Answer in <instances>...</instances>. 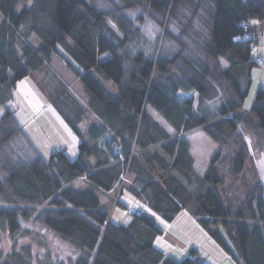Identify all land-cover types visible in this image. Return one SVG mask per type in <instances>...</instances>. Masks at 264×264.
<instances>
[{"label":"trees","instance_id":"trees-1","mask_svg":"<svg viewBox=\"0 0 264 264\" xmlns=\"http://www.w3.org/2000/svg\"><path fill=\"white\" fill-rule=\"evenodd\" d=\"M25 1L31 6L17 11L18 0H0V104L53 54L78 78L87 103L62 86L51 96L79 138L72 156L62 148L48 158H14L8 146L22 126L8 110L0 116V232L10 242L0 264H33L29 245L16 247L21 222L78 251L56 264H204L194 249L177 260L156 244L165 233L159 218L171 222L181 211L235 264H264V188L247 145L264 154L263 83L254 104L242 108L251 70L264 67L249 25L263 20L264 0H104L105 8L88 0ZM147 21L158 29L153 41L140 29ZM170 23L179 26L176 34ZM249 32L250 41L234 39ZM97 74L112 81L114 93ZM86 118L92 122L82 133ZM199 128L216 144L204 166L183 135ZM78 178L87 188L69 185ZM124 189L144 201L127 225L110 219L98 197L123 207L115 196Z\"/></svg>","mask_w":264,"mask_h":264},{"label":"rangeland","instance_id":"rangeland-1","mask_svg":"<svg viewBox=\"0 0 264 264\" xmlns=\"http://www.w3.org/2000/svg\"><path fill=\"white\" fill-rule=\"evenodd\" d=\"M17 11L22 8H29L31 6L30 1L18 0ZM98 8H105L107 4L104 0H88ZM135 12H128L129 19L133 20ZM129 20V23H130ZM127 23V24H129ZM258 23L256 20L252 21L250 25ZM260 23V20H259ZM137 24L136 22L133 23ZM264 23L262 22L261 30L256 37L262 38V30ZM142 33L148 40L153 41L158 33L157 27L150 21L145 22L140 26ZM169 29L173 34L179 31V26L175 23L169 24ZM30 43L36 48L38 47L40 40L32 34ZM169 43L168 40L165 44ZM256 52V50H255ZM254 52V53H255ZM223 67L226 63L220 60ZM252 83L247 92L245 101L243 102V109L251 107L254 103V91L259 83H262L263 71L260 67H255L251 70ZM98 81L105 86L106 89L111 92H115V87L110 80L103 79L97 74ZM61 86L67 89L74 101H77L83 107L86 108L87 96L83 91L82 85L78 78L67 67L66 63L61 60L56 54L45 62V66L42 70L33 71L23 78L19 79L15 83V87L12 92V100L5 104H0V116L6 110L13 113L19 124L22 126V132L16 135V138L8 146V151L14 158L17 159H30L36 154L42 155L44 158H48L51 152L58 149H65L70 156L75 155L76 146L79 138L77 134L71 129L65 118L59 113L56 106L51 101V96L60 90ZM181 97L190 95L189 93H179ZM148 112L167 130L168 124L161 118L156 111L147 105ZM79 129L82 133L85 132L88 125L92 122L88 118L81 121ZM188 140L190 145V153L192 157L203 164L207 163L211 154L216 149V144L199 128L194 129L183 134ZM251 155L253 156L254 166L257 169L258 176L264 188V154L261 152L252 151V145L250 140L247 139ZM124 179L121 180L123 184ZM84 181L80 178L73 181L71 184L74 188H87L84 185ZM123 193V194H122ZM121 195L115 196V201L119 200L121 204L127 205L122 207L116 204H109L106 196L98 193V197L101 201L100 207L108 212L109 218L115 222L121 224L122 219L128 213H133L139 205H144V201L124 189ZM264 197V193L263 196ZM187 213V212H186ZM160 217V216H159ZM160 223L165 227V236L174 245L175 248L194 247L196 249L197 257L201 261H205L208 264H230L228 262L221 261L219 256V249L222 250L219 245L210 237L204 230L202 232L208 236V239L202 234L195 232L191 227L189 221H175L167 222L164 219L159 218ZM194 223L199 227L198 222L193 218ZM21 235L17 238V246L29 245V251L31 253V261L33 264H56L60 261L67 263L70 259H73L78 253L67 243L63 242L53 233L46 228L34 223L21 222ZM189 230V232H187ZM191 243V246H187ZM10 248V242L6 234L0 232V252L5 253ZM175 256L176 254L173 253ZM177 257V256H176ZM180 260V258H178Z\"/></svg>","mask_w":264,"mask_h":264},{"label":"crops","instance_id":"crops-1","mask_svg":"<svg viewBox=\"0 0 264 264\" xmlns=\"http://www.w3.org/2000/svg\"><path fill=\"white\" fill-rule=\"evenodd\" d=\"M257 22L258 23L254 24V25L253 24L251 25V28H252L251 30L253 31V33L258 35L260 33V30H261L260 28H261L262 22H260V23H259V21H257ZM126 206L127 205L123 204V207H126ZM193 218L194 217H192L189 213H186L185 211H181V212H179L178 214L175 215L174 219L171 222L174 223L175 221H189L190 227L195 232H198L199 234H202L204 237H206L208 239V236L202 232L203 229L200 227V225L198 227L194 223ZM129 220H130V216L127 215L125 218L122 219L121 224L122 225H127ZM187 232H189V230ZM156 244H157V246L160 249H162V251H164L166 254L170 255L171 257H173V258H175L177 260H179L178 258L181 259L184 256L188 255V252H189L190 249H194L196 251V249L194 247H188V248H190L188 250H186V248H178L177 247L173 251L174 245H172L171 241L166 238L165 233L162 236L157 238V243ZM191 245L192 244L189 243L187 246H191ZM218 251H219V254H220L219 256H221V261H219V262L223 263L222 261H225V262H228L230 264H235L233 261H231V259L226 255V253L224 251H222L220 249ZM173 253H175L177 257ZM196 257H197V253H196ZM202 263L208 264L205 261H202Z\"/></svg>","mask_w":264,"mask_h":264},{"label":"built area","instance_id":"built-area-1","mask_svg":"<svg viewBox=\"0 0 264 264\" xmlns=\"http://www.w3.org/2000/svg\"><path fill=\"white\" fill-rule=\"evenodd\" d=\"M264 23V18L263 20H261ZM240 25H242L243 27H247L248 23L247 22H243ZM253 36L249 33H244L242 36H236L234 37L235 40H249L252 39ZM251 47L253 48L254 52L256 50V52L254 53L256 61H258L259 63H263L264 61V28L262 30V38H258L257 42L251 41L250 43ZM262 71H263V78H264V67H262ZM262 83L264 84V79L262 80Z\"/></svg>","mask_w":264,"mask_h":264}]
</instances>
